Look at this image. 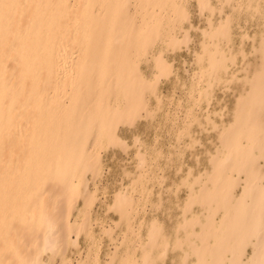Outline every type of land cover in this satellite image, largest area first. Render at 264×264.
I'll list each match as a JSON object with an SVG mask.
<instances>
[{
  "label": "bare ground",
  "instance_id": "obj_1",
  "mask_svg": "<svg viewBox=\"0 0 264 264\" xmlns=\"http://www.w3.org/2000/svg\"><path fill=\"white\" fill-rule=\"evenodd\" d=\"M164 1L0 0V264H43V252L52 257L67 245L79 193L73 178L96 175L100 141L115 143L116 124L132 123L144 107L138 62L159 33L157 10L170 0ZM170 2L173 8L165 7L175 10ZM260 50L264 56V40ZM221 59L210 68L222 69ZM263 81L253 71L246 92L255 125H229L223 160L197 197L204 209L223 211L218 228L205 225L213 243L191 248L197 264H264L257 171L248 173L236 207L220 204L235 183L228 171L244 172L255 148L264 155ZM125 200L116 194L113 204Z\"/></svg>",
  "mask_w": 264,
  "mask_h": 264
},
{
  "label": "rangeland",
  "instance_id": "obj_2",
  "mask_svg": "<svg viewBox=\"0 0 264 264\" xmlns=\"http://www.w3.org/2000/svg\"><path fill=\"white\" fill-rule=\"evenodd\" d=\"M205 1L154 7L159 33L138 62L144 107L132 123L116 124L115 143L100 141L96 175L73 178L79 184L73 231L54 257L41 254L43 264H197L191 248L213 243L205 225L218 228L223 211L204 209L197 197L223 160V133L255 125L246 92L253 71L264 75V0ZM215 58L223 59L222 69L210 68ZM259 86L264 92V81ZM252 154L244 172L227 173L235 183L220 204L230 210L250 170L264 189V155L256 148ZM116 194L126 199L119 207Z\"/></svg>",
  "mask_w": 264,
  "mask_h": 264
}]
</instances>
